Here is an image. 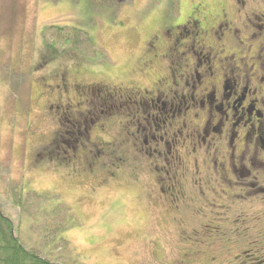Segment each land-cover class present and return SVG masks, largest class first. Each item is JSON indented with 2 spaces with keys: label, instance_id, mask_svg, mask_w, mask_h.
I'll return each mask as SVG.
<instances>
[{
  "label": "flooded vegetation",
  "instance_id": "flooded-vegetation-1",
  "mask_svg": "<svg viewBox=\"0 0 264 264\" xmlns=\"http://www.w3.org/2000/svg\"><path fill=\"white\" fill-rule=\"evenodd\" d=\"M177 8L146 44L145 86L88 82L84 70L40 79L45 117L64 126L43 157L108 184L131 155L181 228L169 262L154 241L156 264H264V0Z\"/></svg>",
  "mask_w": 264,
  "mask_h": 264
},
{
  "label": "rangeland",
  "instance_id": "rangeland-1",
  "mask_svg": "<svg viewBox=\"0 0 264 264\" xmlns=\"http://www.w3.org/2000/svg\"><path fill=\"white\" fill-rule=\"evenodd\" d=\"M193 1L180 0L182 12ZM175 2L116 0L120 9L113 22L91 15L85 0H0V209L23 245L53 263L156 264L153 241L159 259L169 262L171 252H182L176 233L181 228L169 222L166 202L152 179L133 169L131 155L108 184L78 180L70 168L46 161L43 155L62 144L64 126L45 117L52 99L41 95L39 85L43 78L53 86V75L69 69L86 71L88 82L145 86L153 74L140 72L146 44L178 15ZM53 26L85 31L92 46L56 50L48 43L51 36L43 35ZM13 70L24 74L18 82L7 77Z\"/></svg>",
  "mask_w": 264,
  "mask_h": 264
},
{
  "label": "trees",
  "instance_id": "trees-1",
  "mask_svg": "<svg viewBox=\"0 0 264 264\" xmlns=\"http://www.w3.org/2000/svg\"><path fill=\"white\" fill-rule=\"evenodd\" d=\"M58 1V0H55ZM78 4L81 0H70ZM88 5V9L91 15L96 14L97 16H104L115 22L117 17V12L120 7L116 0H85ZM179 2L176 0L175 6H179ZM93 9H98L101 13H95ZM169 22V20H168ZM43 35H50L48 38V43L52 42L56 50L60 46L63 51L67 46L70 50H78L77 47L85 42L87 45L92 46L91 40L87 33L83 30L73 27H58L53 26L43 31ZM46 40V41H47ZM60 43V45H59ZM19 70V69H18ZM11 71L7 77H13L14 81L18 80L24 76V74L18 73L19 71ZM71 71V70H69ZM10 72V69H9ZM31 68L28 72L30 75ZM14 83V82H13ZM154 243V241H153ZM0 264H57L53 263L48 259L43 258L34 250L26 248L20 241L19 236L16 232V227L14 223L1 211L0 209Z\"/></svg>",
  "mask_w": 264,
  "mask_h": 264
}]
</instances>
